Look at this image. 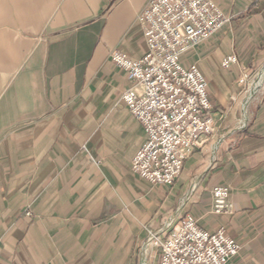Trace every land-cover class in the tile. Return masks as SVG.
Wrapping results in <instances>:
<instances>
[{"label": "crops", "instance_id": "obj_1", "mask_svg": "<svg viewBox=\"0 0 264 264\" xmlns=\"http://www.w3.org/2000/svg\"><path fill=\"white\" fill-rule=\"evenodd\" d=\"M214 1L231 24L182 59L218 131L164 185L132 170L146 133L122 96L142 86L110 58L145 53L148 0H0V264H158L146 227L186 215L236 239L228 264H264V82L245 113L237 84L264 64V0ZM216 185L230 213L212 211Z\"/></svg>", "mask_w": 264, "mask_h": 264}, {"label": "built area", "instance_id": "obj_2", "mask_svg": "<svg viewBox=\"0 0 264 264\" xmlns=\"http://www.w3.org/2000/svg\"><path fill=\"white\" fill-rule=\"evenodd\" d=\"M138 19L146 41L143 56L133 59L118 49L110 54L113 63L142 86L129 88L122 96L146 133L131 166L154 184L171 185L199 145L200 135L213 136L217 130L208 81L197 65H186L182 56L230 25L232 17L214 0H148ZM236 62L237 57L229 55L222 65L230 68ZM257 76L244 73L237 81L245 106L263 85L264 77ZM232 209L229 188L214 186L212 211L222 215ZM165 225L162 230L146 227L147 244L161 251L158 264H228L241 250L224 226L205 230L192 215Z\"/></svg>", "mask_w": 264, "mask_h": 264}, {"label": "rangeland", "instance_id": "obj_3", "mask_svg": "<svg viewBox=\"0 0 264 264\" xmlns=\"http://www.w3.org/2000/svg\"><path fill=\"white\" fill-rule=\"evenodd\" d=\"M249 74H251V76H254V77H256V75L258 74V76H257V79H259V77H264V64L261 66H259V67H257V69H255V70H253L252 72H248ZM261 75V76H260ZM253 77V78H254ZM258 83H261V78H260V81L258 82ZM258 89V88H257ZM256 89V91H255V93L253 94V97L257 94V92H258V90ZM240 93H243V92H241L240 91ZM243 95H245L244 93H243ZM253 99V98H252ZM251 99V100H252ZM248 105V104H247ZM246 105V106H247ZM245 106V110H246V107ZM244 113H245V111H244ZM245 116V115H244ZM218 131V129L216 130V132ZM214 136V135H213Z\"/></svg>", "mask_w": 264, "mask_h": 264}]
</instances>
